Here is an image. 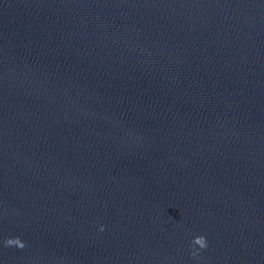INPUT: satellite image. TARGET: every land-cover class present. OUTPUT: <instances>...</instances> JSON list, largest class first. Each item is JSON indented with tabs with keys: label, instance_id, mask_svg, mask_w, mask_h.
<instances>
[{
	"label": "water",
	"instance_id": "water-1",
	"mask_svg": "<svg viewBox=\"0 0 264 264\" xmlns=\"http://www.w3.org/2000/svg\"><path fill=\"white\" fill-rule=\"evenodd\" d=\"M0 264H264V0H0Z\"/></svg>",
	"mask_w": 264,
	"mask_h": 264
},
{
	"label": "clouds",
	"instance_id": "clouds-1",
	"mask_svg": "<svg viewBox=\"0 0 264 264\" xmlns=\"http://www.w3.org/2000/svg\"><path fill=\"white\" fill-rule=\"evenodd\" d=\"M102 230H103V226H101V231ZM4 243H5V246H13L14 245V246L21 248V249L25 247V243L19 237L7 238L4 241ZM191 244L194 246H198V247H195L193 249V251L191 252V255L193 257H196V256H198L200 250L207 248L206 237L203 235H196L193 237Z\"/></svg>",
	"mask_w": 264,
	"mask_h": 264
}]
</instances>
